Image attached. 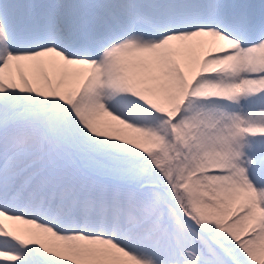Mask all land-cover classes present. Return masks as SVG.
I'll return each instance as SVG.
<instances>
[{
	"label": "snow or ice",
	"instance_id": "snow-or-ice-1",
	"mask_svg": "<svg viewBox=\"0 0 264 264\" xmlns=\"http://www.w3.org/2000/svg\"><path fill=\"white\" fill-rule=\"evenodd\" d=\"M0 264H264V0H0Z\"/></svg>",
	"mask_w": 264,
	"mask_h": 264
},
{
	"label": "bare ground",
	"instance_id": "bare-ground-1",
	"mask_svg": "<svg viewBox=\"0 0 264 264\" xmlns=\"http://www.w3.org/2000/svg\"><path fill=\"white\" fill-rule=\"evenodd\" d=\"M24 74L30 79V80H42L44 75L47 74L49 76L55 77L56 73L53 72L52 68L49 66L47 61L40 62V61H33V62H25L23 68L21 69ZM14 75L17 76V79L19 78V70L13 69ZM101 119H110L106 115H102L100 117ZM7 226L10 228H18L20 229L19 234L21 236H28L30 232L37 231L35 229V226L24 224L22 221H6L5 222Z\"/></svg>",
	"mask_w": 264,
	"mask_h": 264
},
{
	"label": "rangeland",
	"instance_id": "rangeland-1",
	"mask_svg": "<svg viewBox=\"0 0 264 264\" xmlns=\"http://www.w3.org/2000/svg\"><path fill=\"white\" fill-rule=\"evenodd\" d=\"M34 226V225H33Z\"/></svg>",
	"mask_w": 264,
	"mask_h": 264
}]
</instances>
